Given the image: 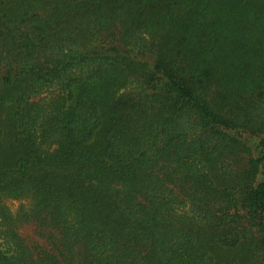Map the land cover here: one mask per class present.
Instances as JSON below:
<instances>
[{"label":"trees","instance_id":"obj_1","mask_svg":"<svg viewBox=\"0 0 264 264\" xmlns=\"http://www.w3.org/2000/svg\"><path fill=\"white\" fill-rule=\"evenodd\" d=\"M0 264H264V0H0Z\"/></svg>","mask_w":264,"mask_h":264},{"label":"rangeland","instance_id":"obj_2","mask_svg":"<svg viewBox=\"0 0 264 264\" xmlns=\"http://www.w3.org/2000/svg\"><path fill=\"white\" fill-rule=\"evenodd\" d=\"M33 98H37L38 96H42L46 94L45 88H42V92L38 93L35 91L33 93ZM8 115V114H7ZM6 115V116H7ZM53 146H55V144L48 147L44 148V152L43 154L47 155L52 151ZM89 149L91 148L94 151H98L99 147H100V139L98 136L95 137L94 140H92L89 143ZM221 159V156H216L214 158L211 159V161L206 163V169L211 173H216L218 171V166H219V160ZM7 204L9 205V207L12 210H15L19 204H21L22 202H24V200L21 199H12L9 198L6 200ZM20 232L22 233V235L25 237L27 242H32V241H39L40 243H43V239L38 237L34 230H33V225L32 224H24L21 226L20 228Z\"/></svg>","mask_w":264,"mask_h":264}]
</instances>
